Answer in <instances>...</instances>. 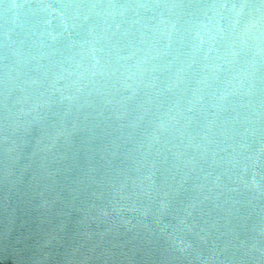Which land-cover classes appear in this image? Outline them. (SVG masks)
<instances>
[{"label": "water", "instance_id": "1", "mask_svg": "<svg viewBox=\"0 0 264 264\" xmlns=\"http://www.w3.org/2000/svg\"><path fill=\"white\" fill-rule=\"evenodd\" d=\"M0 264H264V0H0Z\"/></svg>", "mask_w": 264, "mask_h": 264}]
</instances>
